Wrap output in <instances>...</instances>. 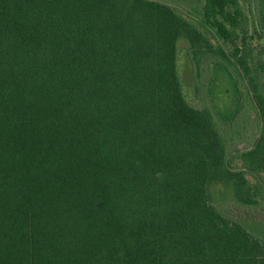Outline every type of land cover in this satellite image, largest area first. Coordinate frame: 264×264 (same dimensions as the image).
I'll use <instances>...</instances> for the list:
<instances>
[{"label":"trees","instance_id":"obj_1","mask_svg":"<svg viewBox=\"0 0 264 264\" xmlns=\"http://www.w3.org/2000/svg\"><path fill=\"white\" fill-rule=\"evenodd\" d=\"M248 37L240 0H0V264H264V183L247 177L264 173V44L255 64ZM224 73L232 111L214 104ZM242 99L261 128L230 156Z\"/></svg>","mask_w":264,"mask_h":264},{"label":"rangeland","instance_id":"obj_2","mask_svg":"<svg viewBox=\"0 0 264 264\" xmlns=\"http://www.w3.org/2000/svg\"><path fill=\"white\" fill-rule=\"evenodd\" d=\"M166 1V0H165ZM174 3L175 5L178 4L180 8L189 7L191 1L193 0H168ZM242 7L246 10L249 18H250V33L253 35V38H247L246 43L253 48L252 57L254 58L255 64L259 61V55L263 57L261 52V48L263 45V40L259 34L260 26L258 21V15L256 13V5L254 0H240ZM254 14H256L254 16ZM262 30V29H261ZM243 34L237 29L233 32L226 41H221L224 48L230 53L232 52L233 48L237 45H241ZM180 65L183 73V77L185 80V85L187 88L188 98L192 103H199L201 102L202 94L201 92L196 90L194 86V79L193 73L191 69L190 61L185 52H182L180 55ZM263 78V77H262ZM217 86L214 89V104L221 108L232 107L234 104V95L231 90H229V81L225 74H223L219 80L217 81ZM227 89V90H225ZM209 103L210 100L208 99ZM246 107L240 113L239 117L230 128L226 130V134L228 137V145L230 149V156L241 152L249 147H251L256 139L258 138L259 131L261 128V118L252 106L245 100ZM247 177L252 180H260L264 183V173H255L249 171L247 173ZM237 211H241L237 209ZM245 213H249L251 216L261 215L259 210L255 212L254 209L248 211L243 210Z\"/></svg>","mask_w":264,"mask_h":264},{"label":"flooded vegetation","instance_id":"obj_3","mask_svg":"<svg viewBox=\"0 0 264 264\" xmlns=\"http://www.w3.org/2000/svg\"><path fill=\"white\" fill-rule=\"evenodd\" d=\"M252 38H253V37H252ZM261 39L263 40V44H264V38L261 37ZM242 40H243V37H242ZM214 41H215V40H214ZM223 41H224V40H222V42H223ZM222 45H223V44H222ZM243 45H244V43L242 42L241 45H237V46H235V47L233 48V50H234L236 47H242ZM262 46H263V45H262ZM223 47H224V46H223ZM225 50H226V49H225ZM233 50H232V51H233ZM226 51H227V50H226ZM227 52H228V51H227ZM228 53H229V52H228ZM231 53H232V52H230L229 54H231ZM224 74H225V73H224ZM245 100H246V99H242V103H243V104H245ZM247 101H248V103H250L249 100H247ZM250 105H251V103H250ZM236 106H237V100H236V98H235V100H234V104L232 105V107L229 106V107L224 108V109H229V110L232 109V110H234V108H235ZM252 106H253V105H252ZM253 108L255 109L254 106H253ZM232 110H231V111H232ZM255 110H256V109H255Z\"/></svg>","mask_w":264,"mask_h":264}]
</instances>
